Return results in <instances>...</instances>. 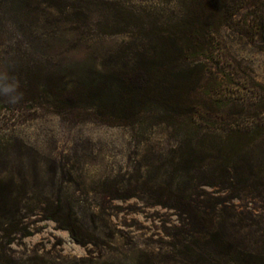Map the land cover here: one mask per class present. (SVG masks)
Instances as JSON below:
<instances>
[{
  "label": "rangeland",
  "instance_id": "374dc122",
  "mask_svg": "<svg viewBox=\"0 0 264 264\" xmlns=\"http://www.w3.org/2000/svg\"><path fill=\"white\" fill-rule=\"evenodd\" d=\"M88 1L89 26L72 32L53 10L0 0V74L21 92L30 74L51 87L103 72L108 53L130 39L102 34L106 18L113 20L100 12L102 2L132 8L121 17L134 25L136 42L159 35V23L177 14L175 0ZM233 20L247 34L234 24L218 29L196 114L179 121L160 120L156 102L141 104L126 125L68 106L22 116L0 102V264H184L181 247L169 246L168 235L182 228L178 213L154 197L195 187L213 196L205 184L225 179L251 195L224 205L240 206L262 229L243 231L248 241L264 239V139L252 142L264 122V0ZM200 143L211 159L197 168Z\"/></svg>",
  "mask_w": 264,
  "mask_h": 264
},
{
  "label": "trees",
  "instance_id": "16d2710c",
  "mask_svg": "<svg viewBox=\"0 0 264 264\" xmlns=\"http://www.w3.org/2000/svg\"><path fill=\"white\" fill-rule=\"evenodd\" d=\"M21 1L28 10L43 7V10L55 11L59 16L57 21L74 25L72 32L89 26L92 4L88 0ZM257 1L175 0V12H172L177 13L175 20L160 22L155 29L161 32L159 35L146 33L137 42L130 31L134 25L121 17L132 8L124 7L123 2H102L100 12L113 17L111 22L106 18L102 34H126L130 39L125 48L121 46L108 53V65H103V72L82 73L76 81H58L51 87L30 74L21 82L23 98L18 103L12 105L5 96H0V102L17 106L12 110L22 116L31 110H57L61 106L95 110L106 117L110 125L132 123L139 112L137 109L148 102L159 104L156 110L161 108L158 113L163 122L193 116L196 114L195 97L211 75L208 63L213 64L216 58L214 38L218 29L234 24L232 28L238 33L247 34V25L241 26L233 17ZM255 26L263 32L261 21ZM73 84L75 86L70 88ZM256 128L260 133L252 142L263 141L264 122ZM198 148L195 162L196 167L201 168L211 157L204 153L203 144L200 143ZM231 149L237 153L242 151L235 147ZM234 169L231 167L230 171ZM240 181L247 183V180ZM232 182L225 179L204 183L215 191L213 196L201 187H195L192 192L187 188H169L154 197L158 205L178 213L182 228L168 235L173 241L169 246L172 249L181 247L179 255L184 264H264V239L248 241V236L243 234L249 228L262 229L257 222L244 216L240 206L224 205L228 200L240 202L246 194L251 195L245 187H235ZM216 184L220 187H213ZM226 192L227 197H221L220 193Z\"/></svg>",
  "mask_w": 264,
  "mask_h": 264
},
{
  "label": "clouds",
  "instance_id": "9594fccd",
  "mask_svg": "<svg viewBox=\"0 0 264 264\" xmlns=\"http://www.w3.org/2000/svg\"><path fill=\"white\" fill-rule=\"evenodd\" d=\"M18 89V82L10 81L7 74H0V96L8 97L9 103H18L23 98V93Z\"/></svg>",
  "mask_w": 264,
  "mask_h": 264
}]
</instances>
